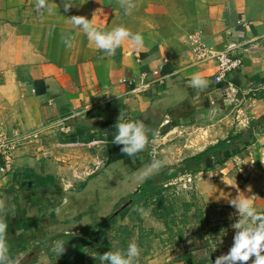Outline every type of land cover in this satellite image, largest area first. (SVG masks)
<instances>
[{"label":"crops","instance_id":"crops-1","mask_svg":"<svg viewBox=\"0 0 264 264\" xmlns=\"http://www.w3.org/2000/svg\"><path fill=\"white\" fill-rule=\"evenodd\" d=\"M36 2L0 0V124L22 138L8 173L0 176V190L14 192L24 206L29 188L52 195L53 185L40 183L53 178L62 192L50 213L59 223H75L86 210L73 235L100 224L102 196L142 186L138 170H129L131 182L120 181L125 161L136 164L145 157L131 158L112 142L120 117L145 119L156 136L168 129L202 132L185 147L200 146V139L205 148L186 152L184 160L263 120L264 0H67V9L65 0H46L51 12H38ZM122 4L131 5L128 14ZM73 15L94 18L103 30L123 25L141 33L145 43L134 47L125 41L107 56L72 23ZM196 42L215 53L240 44L243 69L229 84L217 85V61L200 59ZM194 73L208 80L196 100ZM63 124L71 133L61 131ZM231 155L217 168L185 176L179 220H148V245L137 244L136 264H215L233 245L239 216L230 201L239 192L253 196L264 215V132ZM47 203L36 197L31 217H43L38 205ZM86 258L84 264H101Z\"/></svg>","mask_w":264,"mask_h":264},{"label":"rangeland","instance_id":"rangeland-1","mask_svg":"<svg viewBox=\"0 0 264 264\" xmlns=\"http://www.w3.org/2000/svg\"><path fill=\"white\" fill-rule=\"evenodd\" d=\"M171 131V129H168L162 131L161 134H158L156 136V140H159L161 142L155 145L156 150H145L141 152L140 154H145V157H141L142 155H140V160H138L136 164L134 163V161H131L130 164H128L129 162L127 163V161H125L123 166L124 168H121V170H123V178L120 179V181L122 180L124 185L127 182H131V170H138L139 173H141L147 168L148 165L151 164L154 158L163 159L166 157L168 158L169 163L153 175L161 174L166 170H169L174 173L177 172L183 166L184 161L186 160H184V157L187 156L186 152H195L205 148L206 143L204 144L202 141H200V139H198L200 142V146L188 148L185 147L186 145L191 144L190 140H192L193 137L197 138V136L200 135L202 132L196 131L188 134L176 132L171 134ZM219 166L221 165H214L212 169L217 168ZM203 167L207 168V166ZM187 174L188 173L186 172H181L176 179L160 186L157 192H155L153 196L149 198L147 204H145V202H142L139 205L133 206L125 219H118V221L114 225L110 226L107 229L105 235L95 238L93 241L95 243L85 247L83 254L74 251V247L70 245V242L72 241V232H77V228L79 227L78 224L81 222H77L82 217V215L80 214L82 212H85L86 210H80L79 215H77V217L74 219L75 221L77 220L75 223H59L57 221V216L55 217L53 214L50 213V210L53 209L56 204H58L57 199L59 197V193H52V195H48L42 194L41 191H37L36 197L45 199L47 200V202L49 201V203H47L45 207H42L40 204L38 205L40 207V210H42L40 211V213L45 214L43 217L35 219L31 217V208L33 206L32 203H34V201L30 200L27 202L25 200V205L21 206V204L15 200L14 192H11L10 200L14 201V207L21 206L23 208L29 209L30 213L28 215V218L37 220L31 231H28L26 233L19 232L17 233V235L24 233V236L28 242V252L32 251L35 246H38L42 242L50 240L52 238L59 237V239H57L55 242H64L65 251L62 254L54 250L55 242L48 249L44 250L47 252V254L45 255L46 261L43 264H84L86 256L90 259V261L96 263V261H99L100 256L104 253L110 250H125L128 247L129 243L135 242V240L137 241V244L141 241L143 245L147 246V231H149L148 226H151L148 223V220L153 218L167 217H175L176 222L179 220L180 216L179 214L176 215V213L181 204H185L186 202V199L182 195V184L188 181V178L185 177ZM148 178L139 180V185H143L148 180ZM161 187L162 189H160ZM136 188L132 189L130 193H122V195L114 194L107 195L106 197L102 196L101 201H103L105 204H102L100 211L97 212L99 218H102L100 223L104 222L110 216L116 213L118 207L124 203L125 199L136 192ZM2 191L10 192V190ZM161 199H163V203H161ZM98 202L100 201L98 200ZM98 222L99 221H96L93 225L95 226V224H97ZM20 251L17 250L11 255H9V264H18L17 256L20 254ZM43 252H41L40 256ZM72 252L76 253L72 254Z\"/></svg>","mask_w":264,"mask_h":264},{"label":"clouds","instance_id":"clouds-1","mask_svg":"<svg viewBox=\"0 0 264 264\" xmlns=\"http://www.w3.org/2000/svg\"><path fill=\"white\" fill-rule=\"evenodd\" d=\"M69 7L70 4L65 0V8ZM122 7H125V14H128L131 5L122 4ZM35 8L38 12L41 10L51 12L52 10L46 0H37ZM70 19L77 28L85 32L89 41L94 42L96 47L107 56L113 55L125 41H130L134 47H142L145 43L141 33H132L123 25L111 30H103L94 26V18L89 20L86 16L73 15ZM190 85L196 90V96L193 97L196 100L199 99L200 93L207 88L208 80L202 74L194 73ZM114 127L116 134L112 142L123 145L121 151L127 156L132 158L145 150H156V130L145 119L122 120L120 117ZM168 163L166 157L163 159L154 158L151 164L140 173L138 179L143 180L153 175ZM230 203L235 207L236 214L239 216L238 222L233 225L237 231L232 247L227 254L217 257L215 264H247L252 257H255L252 264H264V215L260 214L254 206L253 196L248 197L244 192H239ZM7 228V222L0 218V264H9ZM54 250L62 254L65 251L64 242H55ZM139 256V246L137 243L131 242L125 250H110L101 255L99 259L101 264H136Z\"/></svg>","mask_w":264,"mask_h":264},{"label":"trees","instance_id":"trees-1","mask_svg":"<svg viewBox=\"0 0 264 264\" xmlns=\"http://www.w3.org/2000/svg\"><path fill=\"white\" fill-rule=\"evenodd\" d=\"M77 129H80V127ZM257 131L264 132V118L259 123H253L247 131L240 132L231 136L229 139L222 140L215 146L208 148L205 152L186 159L183 166L177 172L172 173L166 170L161 174L150 177L138 191L127 197L124 203L118 207L116 213L107 220L94 227L84 228L75 235H71L72 241L70 245L74 247V251L83 254L84 248L92 245L95 238L105 235L107 229L114 225L118 219H125L133 206L139 205L142 202L147 204L149 198L157 192L160 186L176 179L181 172L190 173L199 170L203 166L212 169L214 165H223L232 157V149L256 139ZM47 183L53 185V193L60 194L62 192L61 188L55 184L53 178H46L40 184L47 188ZM37 191V188L27 189L25 191V200L27 202L30 200L36 201ZM11 192L0 190V218H3L8 225L6 239L9 246V255L14 251L22 250L24 253H20L17 256L18 264H36L41 252L48 249L59 237L46 240L28 252V242L24 233L31 231L37 220L28 218L30 213L29 209L21 206L14 207V201L10 200ZM160 201L163 203V199ZM19 232L24 233L17 235Z\"/></svg>","mask_w":264,"mask_h":264},{"label":"built area","instance_id":"built-area-1","mask_svg":"<svg viewBox=\"0 0 264 264\" xmlns=\"http://www.w3.org/2000/svg\"><path fill=\"white\" fill-rule=\"evenodd\" d=\"M243 47L238 43H232L222 52L215 53L205 43L196 42L193 51L202 60L214 59L217 61L218 73L215 77V83H230L231 77L240 72L244 67L243 55L239 52ZM155 75H159L156 72ZM61 131L71 133L72 129L69 125H62ZM22 138L20 136H10L0 124V176L5 175L9 171V166L13 159V153L21 146Z\"/></svg>","mask_w":264,"mask_h":264},{"label":"water","instance_id":"water-1","mask_svg":"<svg viewBox=\"0 0 264 264\" xmlns=\"http://www.w3.org/2000/svg\"><path fill=\"white\" fill-rule=\"evenodd\" d=\"M254 259H255V257L251 261H249L247 264H252Z\"/></svg>","mask_w":264,"mask_h":264}]
</instances>
